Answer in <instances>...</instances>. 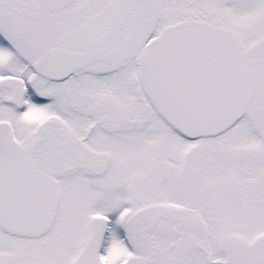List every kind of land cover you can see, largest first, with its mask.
Instances as JSON below:
<instances>
[{"label":"snow or ice","instance_id":"obj_1","mask_svg":"<svg viewBox=\"0 0 264 264\" xmlns=\"http://www.w3.org/2000/svg\"><path fill=\"white\" fill-rule=\"evenodd\" d=\"M0 264H264V0H0Z\"/></svg>","mask_w":264,"mask_h":264}]
</instances>
